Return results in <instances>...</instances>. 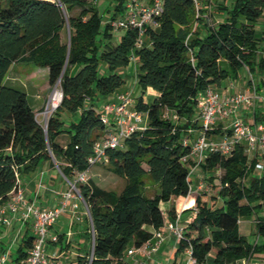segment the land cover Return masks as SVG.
Here are the masks:
<instances>
[{
	"label": "trees",
	"instance_id": "obj_1",
	"mask_svg": "<svg viewBox=\"0 0 264 264\" xmlns=\"http://www.w3.org/2000/svg\"><path fill=\"white\" fill-rule=\"evenodd\" d=\"M98 1L0 0V204L9 199L19 177L48 161L75 182L93 224V251L71 264H128V250L151 239V228L164 225L167 214L161 203L190 193L189 174L196 162L184 144L192 136L189 131L208 136L224 132L220 125L204 130L197 118L201 94L246 73L257 93L264 90V0H231L219 7L223 19L215 23L205 19L194 0H163L158 25L148 26L141 47L136 46L137 28L115 34L112 26L129 0H115L104 11ZM133 52L141 91L136 107L147 114L148 124L127 137L123 148L108 150L106 166L127 178L118 192L77 177L93 167L88 157L107 129L101 103L127 83L124 70ZM18 61L47 68L50 86L61 87L62 100L47 126L27 92L7 82ZM148 87L159 92L151 102L144 100ZM254 119L264 121L263 108L255 109ZM199 166L212 181L219 179L223 202L195 197L197 211L191 208L194 216L176 251L191 249L198 264H238L264 256V241L251 243L240 229L243 217L257 214L256 234L264 240V160L239 143L230 155L207 152ZM146 174L159 186L152 196L144 192ZM168 215L176 219L175 207ZM35 239L27 227L12 260L24 259Z\"/></svg>",
	"mask_w": 264,
	"mask_h": 264
},
{
	"label": "built area",
	"instance_id": "obj_2",
	"mask_svg": "<svg viewBox=\"0 0 264 264\" xmlns=\"http://www.w3.org/2000/svg\"><path fill=\"white\" fill-rule=\"evenodd\" d=\"M194 2L197 8H199L200 0H194ZM163 9V0H129L125 12L112 20V26L114 30L118 31L126 27L137 28L139 35L136 46L141 47L145 44V35L148 26L158 25L156 17L162 13ZM107 20L105 19V21ZM132 65H135V68L138 69L136 54L134 52L131 55L129 66ZM249 78H252L250 74ZM231 88H234V82L231 83ZM252 88L253 90L250 88L252 93H248L247 90H239L237 92L223 94L217 88L210 87L201 94L197 118L203 125L204 130H212L222 121L227 124L223 127L224 132L222 135L208 136L205 132H200L195 138L193 136H187L185 138L184 144L191 147L190 156L196 162L195 167L191 169L189 174V195L196 191L194 190L191 178L192 173L205 160L207 152L209 151H221L226 155H230L235 146L241 143L245 144L249 155L258 156L259 159L264 160V121H250L245 120L243 117L245 110L255 111L256 108V100L259 96L254 84ZM60 91L61 102L63 92L62 90ZM136 103L137 101L133 92L126 90L114 95L102 104V120L107 126L106 135L95 142L94 152L88 157L90 166L107 163L109 160L108 150L123 148L127 137L147 127V114L138 110ZM59 104L54 108H57ZM48 107L49 104L47 103L46 112ZM173 116L176 118V115ZM47 121L45 122L46 126ZM189 132L191 133L192 129ZM257 168L260 170L263 169L262 161L257 164ZM77 179L79 181H87V171L79 173ZM67 180L69 188L63 192L61 204L55 208H46L39 205L36 200H30L23 186L22 178L19 177L17 179V186L11 193L9 199L0 204V225H11L13 219L18 217L23 224H28L31 230L34 231L36 239L33 247L28 251L27 256L20 261L12 260V249L10 250V247H7L0 254V264H67L60 258L57 251H49L46 248V242L49 237L52 242L59 240V234L53 232L52 227L58 221L62 212L68 208L69 203L75 199H79V201L73 203L74 207H78L80 201L86 205L75 182L69 179ZM41 187L42 181L40 180L39 190ZM201 187H203V184ZM39 190L37 191L38 195ZM86 208L87 214L90 216L87 205ZM193 209H195L194 212L197 211L195 207ZM180 218V214H177L175 220L167 218L162 227L153 230V237L151 239L147 240L140 247L130 248L127 255L142 251L148 259L152 258L154 254L160 251L166 241V229L180 241L184 236V226L180 224ZM91 228L93 251L94 229L92 221ZM15 238L18 240L17 237ZM185 253L189 258L184 264L197 263L191 249H187Z\"/></svg>",
	"mask_w": 264,
	"mask_h": 264
},
{
	"label": "crops",
	"instance_id": "obj_3",
	"mask_svg": "<svg viewBox=\"0 0 264 264\" xmlns=\"http://www.w3.org/2000/svg\"><path fill=\"white\" fill-rule=\"evenodd\" d=\"M101 0L98 1V5ZM200 6L202 8L205 19L213 23L218 22L223 19L222 13L219 10L221 5H225L231 2V0H200ZM109 18V13L106 15L105 19ZM260 26V25H259ZM263 29V25L259 27ZM124 76L127 78V83L112 93L108 98L111 99L114 95L131 90L134 94V97L137 101V98L141 95L138 83H136L137 78V69L135 65L129 66L124 70ZM234 82L235 88H231V83ZM243 76L238 80H225L221 86L217 87L219 91L223 94L230 92H237L240 88V85L243 83ZM35 88H37L35 86ZM237 88V89H236ZM248 93H252L250 88L245 89ZM47 89H43L42 95L37 98L38 108L33 109L38 111L40 108L45 106L48 102L49 95H44ZM27 92V91H26ZM28 94V93H27ZM39 94V93H38ZM159 96V92L152 87H148L147 91L144 94L145 102H151L152 99ZM258 98L256 100V108L264 109V90L258 93ZM29 97V95H28ZM31 104V103H30ZM103 104V102L101 103ZM255 108V109H256ZM254 112L245 110L243 117L245 120L253 121ZM227 124L222 121L219 122V125L223 128ZM192 136L195 138L200 134V130L192 129ZM200 174H192V181L200 177ZM42 181V187L39 190V183ZM23 186L26 190L27 196L30 200H36L37 203L46 208H55L61 204L62 194L64 191L68 190L69 183L68 180L62 175L61 171L57 166H52L50 162L46 161L42 164L41 168L34 173L23 174L22 175ZM39 190V195L37 191ZM197 192L191 193L187 197H177L168 202H162L161 208L167 214V218L171 217L168 215L169 210L172 207H175L177 214L181 215L180 224L186 226L189 219L193 218L194 212V200L197 196ZM79 201L75 199L69 203L68 208L62 212L59 217V223L66 225V229H60L57 226V222L52 227V231L59 234L61 237L60 241L52 242L49 237L46 242V248L49 251H57L59 256L67 255L69 252H72L71 258L76 255H83L92 248L93 245V236L91 228V220L87 214L86 205L83 202H79L78 207H74L73 203ZM257 218V214L253 217ZM244 221V220H243ZM242 223V222H240ZM29 227L28 224H23L22 221L15 217L11 225H0V254L7 248L8 240L13 236L17 237L18 240L22 239L25 229ZM151 230H154L151 228ZM166 241L162 245L159 252L154 254V256L148 259L142 251H137L134 254L126 255L125 259L128 264H184L188 261L189 256L185 252H177V247L179 241L177 238L168 230L165 231ZM264 241V240H263ZM259 242L261 240L259 239ZM74 254V255H73ZM69 255V254H68ZM74 259V258H72ZM69 259V262L74 260ZM255 258L240 260L238 264H258L254 262ZM72 260V261H71ZM198 264V263H196Z\"/></svg>",
	"mask_w": 264,
	"mask_h": 264
},
{
	"label": "rangeland",
	"instance_id": "obj_4",
	"mask_svg": "<svg viewBox=\"0 0 264 264\" xmlns=\"http://www.w3.org/2000/svg\"><path fill=\"white\" fill-rule=\"evenodd\" d=\"M114 3H115V0H101V2L99 3L98 6H99V9L101 11H104L108 6L113 7ZM74 12L77 13L78 9H75ZM114 32H115V34L119 33L118 30H114ZM48 73L49 72H48L47 68L38 67L33 62L18 61L16 63H14L12 70L10 71V73L8 75L7 82L9 84L15 86V87H18L20 89L27 91V93L29 95L30 103L34 108H38V105L36 103L38 96L42 95L43 89H47V91L45 92L44 95H49L50 106L54 110L56 108H54L55 106L53 107V105L51 104V98H52V96L56 90H59V91L61 90V87L59 84L56 87H55V85L50 86L49 79H48L49 78ZM249 79L250 78H249L247 73L243 74V81L244 82L240 85V88L238 89V91L239 90H245L247 88H251V90H253V88L251 87V85L248 82ZM235 85H236V83L234 84V88H235ZM35 86L37 88H35ZM49 98H48V101H49ZM59 102H58V104H59ZM47 103L45 104V106H43L38 111H36L38 119L43 124H45V122L48 120L51 113L53 112L52 109L50 111L46 112ZM217 127H219V125ZM217 127H215V128H217ZM192 174H200L201 175L196 180V182L192 181L193 185H194V190H196L195 192H197L198 194H202L204 196V198L209 200L210 203H215L217 205H221L223 201L220 197H218V194L220 191V186H219L220 184H219V179L216 178V176H218V174H221V171L220 170L215 171L214 174L216 176L215 175L214 176L216 179H214L213 181L211 180V176H209V174L207 175L201 169L200 166H197ZM92 179L95 180L99 185H101L105 188H108V189L118 191V192L121 191L127 184V178L126 177H123V176L109 170V168L106 166L105 163L104 164H96L90 170H88L87 180H92ZM144 180L146 183V187H145V191H144L146 195L152 196L156 193V191H159V186L157 184H155V182L152 179L150 174H146L144 177ZM202 184H203V187H201ZM214 198H217V199L214 200ZM256 220H257L256 216L253 218H252V216H246V217H243L241 219L242 223H240L241 232L247 236L248 240L251 243H254V244L256 242H258L259 239L261 240V242H263V239L259 238L258 235L256 234V232H257ZM57 226H59L60 229H66V227H67L64 224H60L59 220L57 221ZM31 232L33 234H35L33 230H31ZM13 240H15V241L13 242ZM8 241L9 242H8L7 247H10V250L12 249L11 250V254H12V252L16 251V249L20 243V240H16L15 236L14 237L12 236L10 238V240H8ZM68 254L63 255L60 258L64 262H66L67 264H71V262H69V259H72V258L75 259L78 255L75 254V256L71 258L70 256H72V252H69ZM74 259H72V260H74ZM254 262H257L258 264H264V256L255 258Z\"/></svg>",
	"mask_w": 264,
	"mask_h": 264
},
{
	"label": "bare ground",
	"instance_id": "obj_5",
	"mask_svg": "<svg viewBox=\"0 0 264 264\" xmlns=\"http://www.w3.org/2000/svg\"><path fill=\"white\" fill-rule=\"evenodd\" d=\"M60 97H61V91L56 90L51 98V104L53 105V107L58 104V102L60 101ZM51 109L53 108L50 106V103H49V107L47 111H50Z\"/></svg>",
	"mask_w": 264,
	"mask_h": 264
},
{
	"label": "water",
	"instance_id": "obj_6",
	"mask_svg": "<svg viewBox=\"0 0 264 264\" xmlns=\"http://www.w3.org/2000/svg\"><path fill=\"white\" fill-rule=\"evenodd\" d=\"M60 80H61V79H60ZM60 80H59V81H60ZM57 84H58V83H57ZM57 84H56V85H57ZM56 85H55V86H56ZM48 104H49V101H48ZM45 126H46V125H45ZM57 167H58V166H57ZM58 168H59V167H58ZM59 170H60V168H59ZM60 171H61V170H60Z\"/></svg>",
	"mask_w": 264,
	"mask_h": 264
}]
</instances>
